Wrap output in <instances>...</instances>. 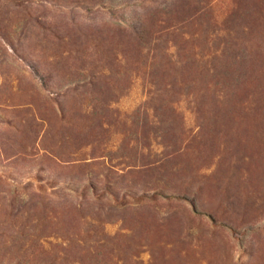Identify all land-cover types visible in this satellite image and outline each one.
Instances as JSON below:
<instances>
[{"label":"rangeland","instance_id":"374dc122","mask_svg":"<svg viewBox=\"0 0 264 264\" xmlns=\"http://www.w3.org/2000/svg\"><path fill=\"white\" fill-rule=\"evenodd\" d=\"M0 264H264V0H0Z\"/></svg>","mask_w":264,"mask_h":264}]
</instances>
